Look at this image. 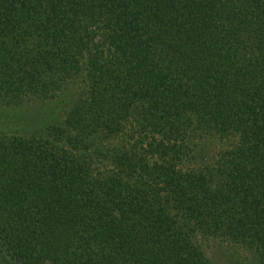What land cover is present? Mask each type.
<instances>
[{
  "label": "trees",
  "instance_id": "obj_1",
  "mask_svg": "<svg viewBox=\"0 0 264 264\" xmlns=\"http://www.w3.org/2000/svg\"><path fill=\"white\" fill-rule=\"evenodd\" d=\"M31 110L0 264H264V0H0V117Z\"/></svg>",
  "mask_w": 264,
  "mask_h": 264
},
{
  "label": "rangeland",
  "instance_id": "obj_2",
  "mask_svg": "<svg viewBox=\"0 0 264 264\" xmlns=\"http://www.w3.org/2000/svg\"><path fill=\"white\" fill-rule=\"evenodd\" d=\"M34 112L35 111L31 110L27 113L25 112L14 113L10 117H8L6 121L4 117H0V134H1V131L3 130L8 131V133H17L19 130H23V133L29 132V131H25L29 128L27 118L30 115L34 116L35 114ZM217 243H218L217 241L211 240L210 242H207L204 244L206 245L205 250L207 252V255L211 259L212 263L213 264H234V262L232 263L231 261L227 259L224 252H221L223 251V249L219 247Z\"/></svg>",
  "mask_w": 264,
  "mask_h": 264
}]
</instances>
